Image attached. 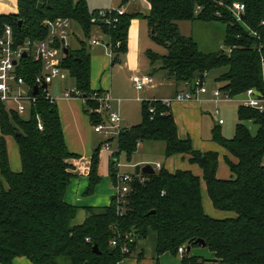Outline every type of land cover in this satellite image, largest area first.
Masks as SVG:
<instances>
[{
  "label": "trees",
  "instance_id": "obj_1",
  "mask_svg": "<svg viewBox=\"0 0 264 264\" xmlns=\"http://www.w3.org/2000/svg\"><path fill=\"white\" fill-rule=\"evenodd\" d=\"M146 1L150 8L147 15L114 12L107 17L118 21L107 24L98 14L100 10H90L87 0H18L17 12L0 14V37L10 26L15 46L42 41L49 33L45 20L68 19L79 26L84 38L90 40L98 33L110 40L114 66L128 52L131 22L144 19L152 38L166 49L164 55L148 52L152 72L164 71L167 80L194 94L197 82L205 83L209 73L226 69L216 78L224 93L240 97L254 88L264 94V0ZM39 3H43L41 11L37 9ZM234 3L245 5L240 21L231 10ZM92 18L98 19L95 24ZM181 21L225 25L224 48L202 51L194 38L180 34ZM78 41L80 48L68 47L62 67L82 94L85 111L95 126L104 121L97 113L100 103L95 98L104 91L92 89L91 53L84 40ZM42 71V63L31 55L24 56L17 67L18 76L31 85ZM43 92L28 115H20L0 102V264H14L18 258L33 264H124L137 241L150 234L156 235L157 260L165 253L178 256L179 248L185 247L182 264H201L204 259L187 253L189 246L201 247L197 243L201 239L220 264H264V111L240 105L231 139L223 136L222 125H213L211 140L234 159L226 157L232 174L229 179L217 175V152L201 153L190 139L179 137L170 104L161 100L143 101L141 122L123 126L118 139L111 140L116 149L109 157V176L115 187H121L118 164L123 154L132 164L142 144L164 143L165 159L186 156L191 164L200 166L213 207L229 216L218 219L207 215L200 177L190 170L171 173L162 167L154 175L133 173L123 199L115 195L108 207L85 208V220L78 224L80 208L65 200L76 177L73 160L77 155L67 147L56 103L46 99ZM37 117L43 122L42 131ZM247 122L257 126L256 134L251 133ZM8 136L19 147L20 172L10 168ZM103 144L93 153L88 195L100 182ZM113 241L117 246L111 244ZM123 247L129 252L124 253Z\"/></svg>",
  "mask_w": 264,
  "mask_h": 264
},
{
  "label": "crops",
  "instance_id": "obj_2",
  "mask_svg": "<svg viewBox=\"0 0 264 264\" xmlns=\"http://www.w3.org/2000/svg\"><path fill=\"white\" fill-rule=\"evenodd\" d=\"M11 2H14V6H9L7 4H0V6H6L8 9H0L2 11L0 14H9L12 11L9 8L14 9V12H17V1L18 0H8ZM127 1V2H126ZM105 6L102 7L104 9L108 8H125L127 13L130 14H143L147 15L150 11V8L147 4L146 0H134L131 3V1L128 0H105ZM88 4V1H87ZM89 6V4H88ZM90 8V7H89ZM99 8H95V10H98ZM138 19H134L131 22V26L129 29V39H128V52L122 56L121 61H123L124 66L130 70L131 77L135 75H143V74H149L154 79V73L152 72V67L150 69L146 70V72H143L140 68L139 61H137L136 56L138 54L135 53L133 50L134 46L132 44V36L133 33L131 32L137 28L134 26V22H137ZM75 33L73 32V35ZM75 36V35H74ZM72 47V46H71ZM80 48V47H79ZM76 46L72 49H79ZM93 46H91V51H93ZM106 49H96L93 54H91V87L93 90H102L106 93H110L113 97V101L115 104L113 105L114 109L113 111L122 108V104L126 101V99L123 98H115V95H118L116 91L114 90L113 84L109 83V76L106 74L107 64L110 63V67H114L112 65V62L110 58L107 60L106 55ZM107 54V53H106ZM117 64H122V62ZM116 64V65H117ZM159 66L155 67L156 69ZM101 74V80L100 84L98 83L97 86L94 85L95 77ZM155 84V82H154ZM151 88V87H150ZM145 88L143 91L146 89ZM176 95L179 93H184L186 89H179L177 87ZM209 89V88H208ZM209 90H212L209 89ZM139 91V92H143ZM115 94V95H114ZM148 95V93H146ZM145 100L138 97L135 99L136 102H143V101H152V100H167V99H159L156 97H149L145 95ZM117 99H121L122 102L119 105L117 102ZM56 105L58 106L59 115L61 118V123L63 127L64 137L67 144V147L69 151L75 155H77V158L73 160V165L75 167V173L76 177L72 179L66 195L65 200L67 203L74 205L78 208H80L78 219L79 224H81L85 220V208L93 207V208H104L108 207L113 197L116 195V188L114 185V182L112 181L111 177L109 176V157L112 154V152L116 148H112V152H105L101 150L100 152V162H99V168L98 173L100 176V182L95 187V190L92 194H87V191L90 186V169H91V163H92V157L94 151L100 146H97L95 144V136L93 135L92 130V123L88 115L84 113V107L83 103L80 100H66L64 98L59 99L56 102ZM206 105H212L210 103H200L199 101H190V102H177V101H171L170 107L173 111L175 121L178 127V134L181 139H188L189 134L193 133L195 136L199 138V135L201 133L200 128V120H201V114H204V107ZM239 107V106H238ZM215 110V109H214ZM209 112L208 110H206ZM142 115V112H141ZM123 116V126L124 128H129L134 125L139 124L141 122L142 118L137 114L133 116V114L124 113ZM200 116V118H199ZM221 119V118H220ZM214 124H217L216 122L212 123L211 130ZM226 122L222 126H224ZM202 126V125H201ZM221 126V130H222ZM211 136V132H210ZM1 138V133H0ZM6 143L8 148V155H9V164L10 168L13 172H20L21 171V160H20V153H19V147L17 145V142L15 139L11 136L6 137ZM145 144H142L138 152L134 156L133 163L129 164L126 161V157L123 154L124 157V164L119 161L120 166L118 167V173L119 174H133L135 173V166L136 165H145L149 164L152 161L156 162L157 164H161L162 167L166 168L171 173H174L178 170H188L189 168L182 169V166L185 162L189 161V158L186 156H175L167 161V165L165 163L159 162V160L153 158L152 149L150 147L147 148L142 154L140 153V150L144 147ZM148 146V145H147ZM113 147V144H112ZM197 150H199V146L197 147ZM208 151H214L219 154V168L217 175L220 179H229L226 178V163H223L226 157L231 158L233 157L221 146H219L217 143L209 142L208 143ZM222 155V156H221ZM121 156V157H122ZM120 157V158H121ZM225 164V165H222ZM264 164V159H263ZM124 169V170H122ZM130 169V170H129ZM191 170V169H190ZM192 171V170H191ZM193 172V171H192ZM195 172L198 174V177L201 179V188H202V198H203V206L204 209H208L209 213H212L213 215H218L219 217H227L229 214H224L220 211H217L208 196L207 187L205 184V181L203 179V172H199V169L195 170ZM230 175V174H229ZM190 256L202 258L205 261L201 264H220L217 262L215 258V254L211 252L207 248L198 247L191 249V252L189 253ZM14 264H33L31 261H29L26 258H18L14 261ZM124 264H182V256L178 255L175 256L171 253H165L162 254L158 260L156 255V235L150 234L148 238L141 239L137 241L136 247L132 255L125 261ZM199 264V263H194Z\"/></svg>",
  "mask_w": 264,
  "mask_h": 264
},
{
  "label": "built area",
  "instance_id": "obj_3",
  "mask_svg": "<svg viewBox=\"0 0 264 264\" xmlns=\"http://www.w3.org/2000/svg\"><path fill=\"white\" fill-rule=\"evenodd\" d=\"M42 1V0H40ZM134 1V0H128ZM232 12L240 21V15L245 12V5L241 3H234ZM117 12L118 15H123L126 11L121 8H109L99 11V16L104 19L105 23L112 24L113 21L117 22V19L112 20L107 16ZM98 19L92 18L91 22L96 23ZM45 27L48 29V36L42 41H27L23 45L15 46L13 31L10 26L6 27L5 35L0 37V102L7 106L8 103L14 105L12 108L20 115H28L32 104L37 102V98L43 90L44 97L51 103H56L59 99L64 98L66 100L82 99V94L76 89L73 90L70 87L64 90V97L61 96V90L57 80H69L71 79L69 72L62 67V60L66 56L65 50L70 46V39L73 35L72 23L68 19L57 20H45ZM90 46L103 45L106 49L108 57L111 62L114 57V48L110 40L104 35L94 37L89 42ZM119 46V43L117 44ZM231 52V49H227ZM31 55L35 61L41 62L43 65V71L36 78L35 85H31L25 82V80L18 76L17 67L20 64L21 59ZM16 62V64H14ZM262 81L264 87V57L262 59ZM134 88L137 91H143L147 87L154 85V79L149 74L135 75L132 77ZM44 85L46 87L44 88ZM58 86L57 94L55 93V86ZM39 88L38 95H34V88ZM70 86V84H69ZM196 91L184 92L176 95L175 101L177 102H190L199 101L200 103H210L215 106V114L220 115L219 106L231 103H237L260 112L264 111V94L257 89H249L240 97H232L227 93H224L219 87L209 90L204 83H196ZM100 107L97 113L101 115V111L108 110V117L103 122L94 126V132L104 138V144L102 150L105 152H112L111 140H117L123 131V117L121 109L111 111L110 103L114 100L110 93H102V95L96 94L95 97ZM157 101V100H152ZM165 104H170L171 100H161ZM119 105L122 100L117 99ZM154 112V108L150 110ZM38 128L43 130V122L40 117H37ZM224 119H219L220 125L224 124ZM120 164H118V167ZM161 164L156 165V170H161ZM118 179L121 187L116 188V195H119L121 199L129 191V184L132 181V174H119ZM113 246H117V242L111 243ZM122 251L128 253L129 249L123 247ZM179 254L183 256L186 252L185 247H180Z\"/></svg>",
  "mask_w": 264,
  "mask_h": 264
},
{
  "label": "rangeland",
  "instance_id": "obj_4",
  "mask_svg": "<svg viewBox=\"0 0 264 264\" xmlns=\"http://www.w3.org/2000/svg\"><path fill=\"white\" fill-rule=\"evenodd\" d=\"M90 10L94 11L95 8H99L98 10H102V7L105 6V0H87ZM131 3H134L131 1ZM0 4H7L9 6H14V2L8 1V0H0ZM0 9H8L6 6H0ZM11 11H14V9L9 8ZM104 9V8H103ZM109 9V8H108ZM123 10L125 8L122 7ZM126 11V10H125ZM2 11H0L1 13ZM135 28L131 34L133 33L132 36V44L134 46L133 50L135 53L138 52L136 59L139 61L140 68L143 70V72H146V70L150 69L151 64H150V59L148 56V52H153L159 55H164L166 54V49L157 41H155L151 34L152 30L150 29L148 22L144 19H138L137 22H134ZM179 27V32L181 35L185 37H192L194 38L197 43L199 44V47L202 51L204 52H215L219 51L224 48V37H225V25L221 23H214V24H203L198 21H181L178 23ZM72 32H74L75 36L72 35L70 39V46L73 47H80V43L78 40H84L86 42L87 49L90 51L91 54L95 52L96 49H101L104 50V46H93V51H91V47L88 45V42L91 41L84 38V35L82 34V31L80 30L79 26L76 24H72ZM100 36L101 34L96 33L93 35L94 37ZM107 53V52H106ZM106 55V58L108 61V54ZM109 62V61H108ZM122 64H117L113 68L110 67V63L107 64V69H106V74L109 76V83L113 84L114 90L118 95H115V98H123L126 99V101L122 104L121 113L124 115V113H129L133 114L135 116L136 114L140 117L137 118H142L141 112H142V103L141 102H136L135 99L140 97L143 100H145V95L149 97H156L159 99H169L171 101H175L176 98V92H177V85L175 82L171 80H167L166 74L164 71L160 70H155L154 73V82L155 84L153 86L148 87L150 89H146L143 92H139L134 88L133 82H132V75L130 73V70H128L125 66L123 61H121ZM226 69H219V70H214L211 73H209L205 79L204 85L209 88V89H214L218 87V84L216 83V78L221 75L223 72H225ZM101 80V74L95 77L94 80V85L97 86L98 83L100 84ZM57 84H59L60 90H61V96L64 97V90L67 88H71L73 90H76L75 87V82L74 80L70 79V81L67 80H57ZM70 84V86H69ZM179 89H185V86L180 85L178 87ZM98 90V89H97ZM148 93V95L146 94ZM72 100H80L83 103L84 107V113L88 115L85 111L86 107L84 105V101L82 99H72ZM155 102V101H151ZM115 102H111V111L115 110L113 105ZM239 104L237 103H231V104H225L219 106L220 109V115L215 114V106L212 105H206L204 107L205 110L204 114H201V120H200V128H201V133L199 135V138L195 136L193 133L189 134V138L192 142L193 148L197 150V147L199 146V150L201 153H205L208 149V143L211 142V136H210V130L212 123L216 122L218 124V121L220 118L224 119L226 124L222 126V134L225 138L231 139L234 137L235 134V126L238 122L237 118V110H238ZM8 108L14 107V105L8 103L7 106ZM58 108V106H57ZM59 110V109H58ZM109 110V109H108ZM108 110H102L101 111V116L103 120H106L108 117ZM208 110L209 112H207ZM123 117V116H122ZM200 118V116H199ZM140 123V122H139ZM247 126L249 127L250 131L252 134H256L258 128L253 122H247ZM202 125V126H201ZM92 130L94 132V125L92 124ZM95 136V144L97 146L101 145L104 142V138L100 136L97 133H93ZM148 145V146H147ZM150 147L154 153L153 158L156 160L158 159L159 162L165 163L167 165V159L164 157V143H145L144 147L140 150V153L142 154L147 148ZM113 148H116V143H113ZM222 156V155H221ZM224 162L226 163V178H230L232 176L231 171L229 169V166L226 162V158L223 157ZM120 161L122 164H124V157L122 156L120 158ZM156 162H151L149 163L150 165L153 166V168L156 170ZM222 165H225L223 164ZM182 166V169L189 168L188 170H192L193 173L198 176V174L195 172V170L199 169V172L201 170L200 166L196 164H191L189 161L185 162ZM124 170V169H122ZM130 170V169H129ZM190 170V171H191ZM191 171V172H192ZM230 174V175H229ZM207 215L213 218H218L222 219L225 217H219L218 215H213L212 213H209L208 209L205 210ZM226 214V213H224ZM79 219L77 218L75 223H78ZM79 224V223H78Z\"/></svg>",
  "mask_w": 264,
  "mask_h": 264
},
{
  "label": "water",
  "instance_id": "obj_5",
  "mask_svg": "<svg viewBox=\"0 0 264 264\" xmlns=\"http://www.w3.org/2000/svg\"><path fill=\"white\" fill-rule=\"evenodd\" d=\"M42 8H43V3H39V4H38V7H37L38 11H41ZM65 54H66V55L69 54V49H66V50H65ZM24 56H26V54H24ZM14 64H16V62H14ZM200 79L202 80V79H203V76H201ZM45 87H46V85H44V88H45ZM57 89H58V86L56 85V86H55V93H56V94H57ZM38 93H39V88L36 86V87L34 88V95H38ZM155 173H156L155 169H154L153 166L150 165V164L136 165V166H135V174H136V175H142V174H143V175H154ZM197 243H198L200 246H202L203 248H206V244H205V242H204L203 240L200 239V240L197 241ZM94 251H95L96 253L99 252V248H98V246L95 245V247H94ZM190 252H191V247L189 246V247L187 248V253H190Z\"/></svg>",
  "mask_w": 264,
  "mask_h": 264
}]
</instances>
